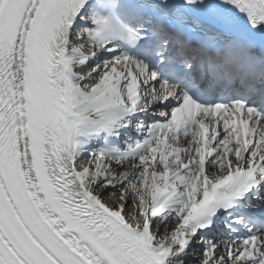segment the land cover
I'll use <instances>...</instances> for the list:
<instances>
[{
  "label": "snow or ice",
  "instance_id": "6c2138e0",
  "mask_svg": "<svg viewBox=\"0 0 264 264\" xmlns=\"http://www.w3.org/2000/svg\"><path fill=\"white\" fill-rule=\"evenodd\" d=\"M0 264H264V0H0Z\"/></svg>",
  "mask_w": 264,
  "mask_h": 264
}]
</instances>
